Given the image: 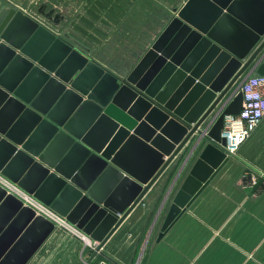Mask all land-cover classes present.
<instances>
[{
  "label": "water",
  "instance_id": "water-1",
  "mask_svg": "<svg viewBox=\"0 0 264 264\" xmlns=\"http://www.w3.org/2000/svg\"><path fill=\"white\" fill-rule=\"evenodd\" d=\"M254 71L264 74V0H186L124 77L11 8L0 24V108L12 113L0 114V171L99 243L90 262L170 165L184 154L179 177L200 151L161 239L228 160L224 117L241 111ZM0 213L14 219L0 264H26L55 224L1 185Z\"/></svg>",
  "mask_w": 264,
  "mask_h": 264
},
{
  "label": "crops",
  "instance_id": "crops-1",
  "mask_svg": "<svg viewBox=\"0 0 264 264\" xmlns=\"http://www.w3.org/2000/svg\"><path fill=\"white\" fill-rule=\"evenodd\" d=\"M132 2V0H98L96 4L97 6L99 4L101 11L107 12L108 22L113 23V20H116L114 17H118L119 25L126 27L132 25L133 20L138 21L141 31L156 33L157 38L170 20L177 15L186 0H135ZM6 8L5 1L0 0V24L10 10ZM52 8L47 5L48 11ZM148 10H151L153 14H149ZM60 12L62 18L59 19V24L62 27L65 14L63 11ZM105 12H103L104 15ZM148 20L151 24L153 22V27L147 28ZM50 30L61 37L54 28ZM65 38L72 40L69 36ZM72 42L76 44L73 40ZM74 46L82 50L81 47ZM148 49L147 47L140 53L134 64ZM87 54L91 53L87 52ZM92 56L90 58L96 62L115 71ZM10 110L1 112L0 108V114L4 113L5 118L7 114H12ZM50 143L51 141H47V146ZM199 153L200 151L196 150L192 154L179 177L177 173L184 154L180 156L181 158L179 157L178 163L175 165L172 163L108 239L102 251L97 253L101 252L100 255L110 258L113 264H130L141 240L147 238L148 242L144 246L143 254L141 253L140 264H264V156H228L222 168L190 205L182 209L164 236L159 238L162 225L182 183H179V179L181 176L185 177ZM247 170L260 177L258 185L248 184L249 180L243 183L242 175ZM3 217L0 213V236L6 232L14 220L11 221L13 214L10 218ZM5 219L11 222L6 224ZM72 224L74 228L55 226L43 243L32 253L26 264H84L87 262L97 250L99 243L88 237L76 224ZM39 235L38 231L33 232L23 241V244L17 247L18 253L14 255L20 256L21 252H28ZM88 245L96 246L91 256L85 255Z\"/></svg>",
  "mask_w": 264,
  "mask_h": 264
},
{
  "label": "rangeland",
  "instance_id": "rangeland-1",
  "mask_svg": "<svg viewBox=\"0 0 264 264\" xmlns=\"http://www.w3.org/2000/svg\"><path fill=\"white\" fill-rule=\"evenodd\" d=\"M6 4V10L11 8H16L17 10L24 11L31 17L35 18L47 28H54L57 32L61 34L62 38L70 37L72 40L66 39L73 45H77L82 48L85 52H82L88 57H95L108 65L111 72L124 77L126 76L139 62L134 64L140 53L145 48H150L154 43L156 38V33L153 32H143L138 25V21L132 22L130 26L119 25V18L113 20V23L108 22L107 15L104 11H101L97 6L98 0H4ZM133 2L135 0H132ZM132 2V3H133ZM127 3V1H126ZM45 4L46 7L41 9V6ZM47 5L49 7H54L55 12L63 11L65 14V20L63 21L64 26L60 27V22H54V18H48L45 15L47 10ZM105 12V15L104 13ZM149 14H153L151 10L147 11ZM103 16L104 18H102ZM153 18V17H152ZM113 19V18H112ZM138 20V19H137ZM150 20V18H149ZM148 20L147 28L153 27V22ZM63 35V36H62ZM72 37V38H71ZM156 38V39H155ZM91 54H87V52ZM146 52V51H145ZM144 52V53H145ZM91 55V56H90ZM135 65V66H134ZM106 67V66H105ZM262 127V126H261ZM260 127V128H261ZM238 156H264V127L261 130L253 134V136L247 141L246 144L241 148ZM181 176L179 183H181ZM147 239V238H146ZM142 239L139 247L137 248L136 254L130 264H139L142 260V252L145 248L148 240ZM96 250V246L88 245L85 250V255L91 256ZM102 251V250H101ZM101 252L97 253L94 259L87 264H113L114 262L109 258L100 255ZM142 253V254H141ZM86 257V256H85ZM86 259V258H85ZM84 263V264H85Z\"/></svg>",
  "mask_w": 264,
  "mask_h": 264
},
{
  "label": "built area",
  "instance_id": "built-area-1",
  "mask_svg": "<svg viewBox=\"0 0 264 264\" xmlns=\"http://www.w3.org/2000/svg\"><path fill=\"white\" fill-rule=\"evenodd\" d=\"M239 90L243 93V107L241 111L237 114H227L224 117L222 137L226 139V144L222 149L226 152L227 156H236L244 144L264 124V74H249L241 83ZM242 176L243 183L249 180L248 184L258 185L260 182V177L248 170ZM0 185L7 193L17 196L25 205L33 208L37 214L51 220L55 226L74 228L73 224L65 216L45 204L34 194L25 190L1 171ZM77 231L82 234L79 230ZM82 236L86 237L84 234ZM102 264L106 263L103 262Z\"/></svg>",
  "mask_w": 264,
  "mask_h": 264
}]
</instances>
